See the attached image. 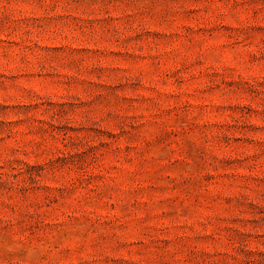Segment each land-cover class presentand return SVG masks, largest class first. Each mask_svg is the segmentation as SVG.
Wrapping results in <instances>:
<instances>
[{
    "label": "rangeland",
    "instance_id": "1",
    "mask_svg": "<svg viewBox=\"0 0 264 264\" xmlns=\"http://www.w3.org/2000/svg\"><path fill=\"white\" fill-rule=\"evenodd\" d=\"M0 264H264V0H0Z\"/></svg>",
    "mask_w": 264,
    "mask_h": 264
}]
</instances>
